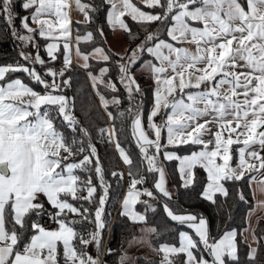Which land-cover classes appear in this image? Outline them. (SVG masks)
<instances>
[{
	"label": "snow or ice",
	"instance_id": "snow-or-ice-1",
	"mask_svg": "<svg viewBox=\"0 0 264 264\" xmlns=\"http://www.w3.org/2000/svg\"><path fill=\"white\" fill-rule=\"evenodd\" d=\"M73 2L84 16L78 24H90L103 9L113 32L121 30L130 42L139 39L127 18L139 25L143 39L120 53L103 46V26L86 35L77 29L73 37ZM0 24L19 42L24 61L0 66V264H264V229L259 228L264 199H257L264 197V0H0ZM97 35L100 46H95ZM82 41L94 46L84 51ZM73 56L112 121L98 129L97 139L114 144L127 166L126 174H107L118 187L127 176L119 215L139 227L117 248L105 249L103 236L112 183L90 130L75 115V98L65 94L72 87ZM93 61L103 66L93 70ZM137 72L152 81L146 116L147 93ZM16 73L43 93L13 78ZM126 123L138 150L135 162L121 144ZM193 146L199 150L178 154ZM166 161H178L184 189L193 187L196 170H203L207 184L200 197L213 205L218 196L229 198L227 183L247 181L253 196L243 229L248 235L225 226L217 237L205 217L174 212ZM236 191L239 201L248 203L243 191ZM138 204L144 213L162 207L170 221L194 235L179 231V246L154 242L160 230L136 210ZM45 217L56 227L46 228ZM241 243L247 247L243 260Z\"/></svg>",
	"mask_w": 264,
	"mask_h": 264
},
{
	"label": "trees",
	"instance_id": "trees-1",
	"mask_svg": "<svg viewBox=\"0 0 264 264\" xmlns=\"http://www.w3.org/2000/svg\"><path fill=\"white\" fill-rule=\"evenodd\" d=\"M86 3H99V0H87ZM147 10V9H145ZM16 11L21 12V15H23V12L19 8V5L16 6ZM127 22L129 23L130 27L134 32L139 33V39L135 40L134 42H130L127 34L124 33V38L127 41L128 45L131 44L132 47H135L136 44L140 43V40L143 39L144 32L140 30L139 25L133 23L130 21V19H127ZM97 26H103L104 32L107 37L106 43L103 44V46L106 48V50L109 48L108 46V39L112 37L113 31L109 28V26L106 23V11L101 10L98 13L93 14V20L90 24L84 25V24H78L74 23L73 27V36L75 37L77 29H79L81 35H86L87 31H95ZM156 25L153 24L151 27L148 28V31H151L153 28H155ZM3 28V25L0 24V29ZM162 38H166L162 37ZM38 42L43 46L45 41L41 40L40 38H37ZM75 41V40H74ZM101 45V39L97 35L96 36V45ZM94 45L88 42H81V49L84 51H90L91 48ZM19 42L16 41L13 37H11L10 33H5L2 30H0V66L7 65V64H15L17 61L20 63H24L23 60L19 57ZM42 57L48 61V57L46 55V52L43 50V47L41 48ZM93 63V70H98L100 66H103L102 64H96L94 61ZM52 66V65H50ZM62 66V57L58 59L54 67L59 69ZM74 70L72 72H69L68 75L72 77V87L70 89H67L65 91V94H67L70 97H74L76 101V111L75 115L81 120V123L84 124L85 127H87L94 140L93 142L96 144V147L98 148L99 155L101 158L102 163L104 164V167L106 169V179L109 180L110 183H112V189L110 191V197L105 205V220L107 221V228L104 231V241H105V235L108 233V242L106 245L107 247L117 248L121 241L125 237H129L133 232H136L139 225L133 226L129 223L127 218L121 217L119 215L120 212V205L122 202V199L124 197L125 191L128 187V178L125 175V179L121 182L119 187L117 186L114 178H112L107 173H110L111 170H117V171H123L125 174L127 173V166L123 164L121 161L118 152L115 150L114 144L108 143L107 138H105L104 141H100L97 139L99 133L98 129L101 127H110L112 124V121H110L103 109V107L100 105L98 97H96L95 92L91 86V82L87 76V72L79 67L78 65L73 64ZM38 71H43L42 69L37 66ZM20 76H23L24 79L27 81L24 75L21 73H17ZM17 74H14L13 76H16ZM112 75H115V70H113ZM144 77H141V81ZM46 79H49L46 77ZM145 89L147 93V98L145 101V116L147 115L148 108L151 106L152 103V84H147L141 86ZM40 90L42 88L39 87ZM121 96L124 95L123 90L121 89ZM110 98V97H109ZM91 107V111L88 112V116L86 117L83 112L87 111ZM122 108L127 107V101L124 102V104L121 106ZM111 111L115 114L116 109L113 107H110ZM117 127L120 125V121H116ZM126 132L121 135V144L127 151H129L134 159V162L138 160V150L135 147L132 138L130 136V127L128 124H125ZM63 131L68 133L67 129H62ZM197 149L196 146H193V148H181L179 151V154H188L192 150ZM75 159H80V157H77ZM165 165L168 170V174L170 176V179L172 183L175 185L177 189V198L172 199L169 203L170 206L173 208L174 212H177L178 214L182 213H192V214H198L203 217H205L211 226L212 234L214 236H219L223 233L225 230V226L227 228L233 229L235 228L238 232H243V229L247 226V212L250 207V205L253 203V196L251 194L249 185L247 181L237 182L236 184H233L231 182L226 184V187L229 188L230 196L225 201L222 197H217V204L213 205L210 202L204 201L200 197V193L202 192L203 188L206 186L207 179H206V173L201 170L197 169V176L198 180L196 184L189 188L184 189L181 187V181L178 174V165L177 161L172 162H165ZM76 174H79L81 176H84V173H80L79 170L76 171ZM94 175V174H93ZM94 179V183H95ZM147 186H151V181L148 182ZM139 187V186H138ZM237 189L243 191L245 194L248 203H244L239 201L237 196ZM145 199V197H143ZM75 203V202H74ZM152 203H155V201H152ZM78 206V205H77ZM85 206H88L85 204ZM136 209L143 212V206L138 204L136 206ZM94 210V206H93ZM231 213V219L229 220L228 214ZM110 214V215H109ZM148 217L149 225L155 226L160 230L159 236H154L153 241L158 243H168L170 245H179V231H191V229H188L187 226H178L175 224V222L170 221L169 218L166 217V214L163 212L162 207H157L156 213H144ZM70 219H79V217H73L70 216ZM75 227L79 230L81 229V225H75ZM83 228L91 229L93 228V225L91 224H84ZM260 229H264V221H261L259 225ZM194 235V234H193ZM244 235V232H243ZM247 252V247L241 243L239 246V256L241 257V260L244 259L245 253ZM261 257L264 258V252H261ZM105 259H109L105 257ZM153 259H159L158 257L153 256Z\"/></svg>",
	"mask_w": 264,
	"mask_h": 264
},
{
	"label": "rangeland",
	"instance_id": "rangeland-1",
	"mask_svg": "<svg viewBox=\"0 0 264 264\" xmlns=\"http://www.w3.org/2000/svg\"><path fill=\"white\" fill-rule=\"evenodd\" d=\"M111 47H112L116 52H120V53H122V52L124 51L125 48L129 47L128 43L126 42V40H125L124 37H123V32H122L121 30L117 29V31L114 32V38H113V41H112V45H111ZM26 51H31V49H30V48H29V49H26ZM41 56H42V55H41ZM42 58H43V57H42ZM75 62L77 63V61H76V59H75V56H73V63H75ZM16 74H17V73H16ZM21 74L25 76V78L27 79V81L24 79L23 76H20V75H18V74H17L16 76H13V78H21V79L23 80L24 83L29 84L31 87L34 88V90L43 93V89H42V90L39 89V87L42 88L41 86L32 83V82L26 77V75H25L24 73H21ZM136 75H137V80H138V82L140 83L141 86H143V85H147V84H152V81H151V79L149 78V76H148L147 74L141 76V75L139 74V72H137ZM141 77H144L142 81H141V79H140ZM66 95H67V94H66ZM136 210H137V209H136ZM137 211H139V210H137ZM140 212H141V211H140ZM142 213H143V212H142ZM70 216H71V215H70ZM70 216H69V219H70ZM103 236H104V235H103ZM107 236H108V233L105 235L104 246H105V244H107V242H108V239H106ZM88 251H89L90 253H92V252H93V248H92V247H89Z\"/></svg>",
	"mask_w": 264,
	"mask_h": 264
},
{
	"label": "crops",
	"instance_id": "crops-1",
	"mask_svg": "<svg viewBox=\"0 0 264 264\" xmlns=\"http://www.w3.org/2000/svg\"><path fill=\"white\" fill-rule=\"evenodd\" d=\"M86 1L87 0H82V2H85L86 3ZM70 18H71V20H72V25H71V27H72V30H73V27H74V23H77L78 21H83L84 20V16H83V14L82 13H80L77 9H76V7H75V4H74V2L72 3V5H71V9H70ZM82 24V23H81ZM73 34V33H72ZM74 37V36H73ZM123 37H124V33H123ZM113 38H114V32H113V35H112V37L111 38H109L108 39V46H109V48H111V50L112 51H114V52H116L112 47H111V45H112V41H113ZM41 39V38H40ZM125 39V38H124ZM41 40H43V39H41ZM44 41V40H43ZM127 42V41H126ZM45 44V43H44ZM43 44V45H44ZM73 44H75V41H74V39H73ZM74 65H78V63H73ZM156 122L158 123V121H157V118H156ZM206 139H207V137H206ZM237 146H233V148L235 149ZM196 148L197 149H195V150H199V146H196ZM179 154V153H178ZM188 154H190V153H188ZM180 155H185V154H180ZM235 159H234V161H233V165H235ZM177 165H178V161H177ZM166 166V165H165ZM166 172H167V174H168V170H167V167H166ZM207 184V183H206ZM167 187H169V188H171L172 189V191L174 192V195H173V198L172 199H175V198H177V189H176V187H175V185L172 183V181H171V179H170V176H169V174H168V176H167V185H166ZM256 187V185H255V183H253L252 184V188H255ZM126 193V192H125ZM125 195V194H124ZM124 198V197H123ZM141 199H143V197L141 198ZM257 199H264V197H259V196H257ZM123 200V199H122ZM47 206V205H46ZM137 206V205H136ZM120 207H121V205H120ZM193 231V230H192ZM189 232V234H194L193 232H191V231H188ZM248 235V233L247 232H244V236H247ZM174 246H179V245H174Z\"/></svg>",
	"mask_w": 264,
	"mask_h": 264
},
{
	"label": "built area",
	"instance_id": "built-area-1",
	"mask_svg": "<svg viewBox=\"0 0 264 264\" xmlns=\"http://www.w3.org/2000/svg\"><path fill=\"white\" fill-rule=\"evenodd\" d=\"M160 117H157V121H158V123H160ZM127 190V189H126ZM126 192V191H125ZM41 223H43L44 224V226L46 227V228H53V227H56V225L55 224H52V223H50L49 221H48V219H47V217H45L42 221H41ZM106 239H108V236H107V238ZM106 245L107 244H105V249H106ZM102 256H103V252H102ZM105 258V257H104Z\"/></svg>",
	"mask_w": 264,
	"mask_h": 264
}]
</instances>
